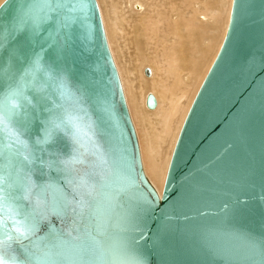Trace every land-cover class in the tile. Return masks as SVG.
<instances>
[{
  "label": "water",
  "instance_id": "obj_1",
  "mask_svg": "<svg viewBox=\"0 0 264 264\" xmlns=\"http://www.w3.org/2000/svg\"><path fill=\"white\" fill-rule=\"evenodd\" d=\"M0 114L4 264H264V0H232L160 193L96 0L0 3Z\"/></svg>",
  "mask_w": 264,
  "mask_h": 264
},
{
  "label": "bare ground",
  "instance_id": "obj_2",
  "mask_svg": "<svg viewBox=\"0 0 264 264\" xmlns=\"http://www.w3.org/2000/svg\"><path fill=\"white\" fill-rule=\"evenodd\" d=\"M2 1L0 0V3ZM202 1L206 2L198 0L188 11H183L170 2L167 11L160 14L161 18H155L156 21L149 23L158 37L151 47V53L147 52L153 39L152 34L149 37L150 34L146 32L148 20L143 16L139 17L143 36L145 35V48L139 47V40L134 36L136 49L139 50V56L135 60L136 64L138 63L137 68L124 48L126 44L122 45L119 41L116 17L109 16L103 22L129 115L136 131L138 129L139 132L141 161L144 159L143 171L148 173V176H145L159 193L181 124L227 28L232 0H221L217 9L204 11L199 8V2ZM139 4L143 6L142 0H139ZM223 16L224 22L218 43L213 42L211 36L205 46L203 40L190 41L188 44L183 42L184 33L189 31L185 23L190 24L192 31L201 33L206 24L221 23ZM134 26L135 34L138 26ZM145 63H148L150 68L144 67ZM148 93L155 97L154 108H148L145 104Z\"/></svg>",
  "mask_w": 264,
  "mask_h": 264
},
{
  "label": "rangeland",
  "instance_id": "obj_3",
  "mask_svg": "<svg viewBox=\"0 0 264 264\" xmlns=\"http://www.w3.org/2000/svg\"><path fill=\"white\" fill-rule=\"evenodd\" d=\"M96 1L98 4L102 23L104 22V20H107L109 16L116 17V22L119 25L118 26L119 29L116 31L120 35L119 41L122 43V45L126 44L124 48L128 56L130 57V60L132 61V63L136 65L135 68H137L138 63L136 64L135 60L139 56V52H138L139 50L136 49V46L134 43V36H136L139 40V47L143 49L145 48V45H144L145 35L143 36V26L141 25V22L139 21V17L143 16L144 18L148 20L146 23L148 24L146 32L150 34L149 37H151V34H152L153 39L150 45H148L149 47H148L147 52L151 53L152 52L151 47L153 46L154 42L158 39V37L154 34V31H152L153 26L149 23L156 21V19L158 18H161L160 14H163L167 11V8L170 5L169 4L170 2L175 3L181 10L188 11L189 8L194 3H196L198 0H142L143 6L139 4V0H96ZM219 3H221V0H206V2L202 1V2H199V8H201L202 11L215 10L219 7ZM223 22H224V16H223L221 23L215 22L212 24H206L203 30L201 31V33L192 31L190 29V24L185 23V27H187L189 31L184 33L183 42L185 44H188L190 41L197 42V41L203 40L204 46H205L211 36L212 41L215 43H218L220 40ZM135 24L138 26V28L136 30V33L134 34ZM157 25H160V24H157ZM103 27H104V23H103ZM104 31H105V36L107 40L105 28H104ZM107 44L110 50L108 40H107ZM217 48H218V45H217ZM110 53H111V50H110ZM111 56H112V53H111ZM112 58H114V55L112 56ZM144 67L150 68V65L148 63H145ZM116 69H117V66H116ZM117 72H118V69H117ZM145 72L146 71L144 69V74ZM150 73H151V70H150ZM118 75H119V72H118ZM147 78L149 80L150 76H148ZM120 82H121V79H120ZM121 86H122V83H121ZM124 97H125V94H124ZM125 101H126V98H125ZM135 128L136 127H134V129ZM135 132L137 136L138 146H140L139 144L140 136H139L138 129L137 131L135 129ZM140 150L142 151V149L139 148V152ZM140 158L142 159V156H140ZM141 163L144 164V159H143V162L141 161ZM146 173L145 175L148 176V173L147 174Z\"/></svg>",
  "mask_w": 264,
  "mask_h": 264
},
{
  "label": "snow or ice",
  "instance_id": "obj_4",
  "mask_svg": "<svg viewBox=\"0 0 264 264\" xmlns=\"http://www.w3.org/2000/svg\"><path fill=\"white\" fill-rule=\"evenodd\" d=\"M46 3L50 4L53 3L54 0H45ZM56 3H64V4H78L83 5L84 0H55ZM72 11H75V9H72ZM67 26V25H66ZM13 111H16L17 105H13ZM64 124V119L60 118V122H57V120L50 121V129L45 130V139L43 140L44 143H47L48 139H50L54 134L60 131L61 125ZM3 126V116L0 114V129H2ZM24 162L30 163V157H25ZM3 183H4V175L2 168H0V194L3 193ZM0 201H2V195H0ZM0 207H2V204H0ZM0 225H2V220H0ZM34 228V225L31 223L30 219L28 221V226L24 227L23 230L21 228H17L16 232L18 233L17 237L15 239L19 240L27 235L29 231ZM2 230H0V236H2ZM14 238L11 235H8L4 237L3 239H0V247L7 246L9 249L11 248V241ZM0 264H4L3 260H0Z\"/></svg>",
  "mask_w": 264,
  "mask_h": 264
}]
</instances>
